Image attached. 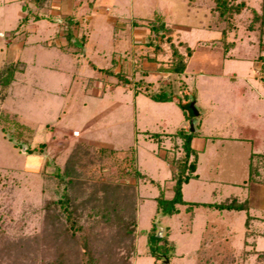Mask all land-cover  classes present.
Here are the masks:
<instances>
[{
  "label": "rangeland",
  "instance_id": "374dc122",
  "mask_svg": "<svg viewBox=\"0 0 264 264\" xmlns=\"http://www.w3.org/2000/svg\"><path fill=\"white\" fill-rule=\"evenodd\" d=\"M245 2L247 11L237 16V29L227 38L234 44L229 49L215 42L222 36L214 26V0H81L77 7L74 0H42L41 10L28 0H0V264H31L54 245L43 205L51 196L45 191L55 185L48 177L55 165L73 170V204L93 230L101 264L107 257L101 251L115 246L117 232L113 210L104 202L110 184H104L120 180L137 182L139 188L134 264H157L147 244L155 218L162 234L168 227L175 245L166 264H256L255 255L245 250H264V138L254 151L241 139L238 121L264 125V58L259 59L264 50L257 33L248 31V9L258 8L259 2ZM29 10L31 18L22 22ZM34 12L44 19H33ZM67 15L74 16L72 41L65 35ZM160 23L172 31L185 64L184 72L171 79L186 83L183 91H196L198 113L190 120L176 101L158 102L146 94L147 89L170 88L169 67L176 62L171 43L152 30ZM81 35L87 38L84 46ZM7 62L18 64L12 81L3 70ZM93 65L122 72L132 85ZM136 80L143 81L138 94ZM111 84H116L112 91ZM193 127L198 176L183 185L184 199L220 203L236 197L248 201L249 211L201 205L194 208L193 219L187 205H179L180 212L171 216L157 212V183L166 197L173 194L174 166L163 156L181 151L174 148L181 141L169 134ZM146 132L162 133V143ZM42 142L44 154L26 152L27 146ZM81 143L134 149L146 178L135 179L132 172L118 178L116 166L102 169L103 162ZM248 231L255 235L249 237ZM67 244L70 250L73 245Z\"/></svg>",
  "mask_w": 264,
  "mask_h": 264
},
{
  "label": "trees",
  "instance_id": "16d2710c",
  "mask_svg": "<svg viewBox=\"0 0 264 264\" xmlns=\"http://www.w3.org/2000/svg\"><path fill=\"white\" fill-rule=\"evenodd\" d=\"M42 0H28V3H33L37 9L41 10L45 7L42 5ZM75 7H77L81 0H74ZM28 5V4H27ZM26 5V8L28 7ZM89 6H92L91 2H88ZM248 8L245 0H214V6L211 9L214 19V26L220 27L221 39L215 41L217 44H224L225 48L229 49L234 46L233 42L227 40L229 33L237 29V16L240 15L245 9ZM251 12V20L248 25V31H254L257 33L259 45L264 50V0L260 2V8L254 7L249 8ZM32 10L22 18V22H27L31 18ZM36 21L44 19V16L39 12H34ZM66 22L65 34L69 41L73 38V26L74 16L67 15L64 18ZM163 24L153 25L152 30L155 34L161 38H165L166 42L171 43L172 56L176 62L169 67L172 72L169 75V89H161L160 91H150L146 89V94L151 99L158 102L176 101L181 107L185 118L190 120L197 113L198 109L195 105L197 102L196 91L188 93L183 91L187 88L186 83L178 85L176 78H172L173 74H181L184 72L185 64L182 54L179 49L172 42L170 37L172 31H166L163 28ZM211 26V28H214ZM167 35V36H166ZM83 41L84 46L87 42L86 36H79ZM181 45L183 42H180ZM223 45V46H224ZM188 52L191 53V49L188 48ZM264 55H260L259 59H263ZM264 61V60H263ZM264 66V63H263ZM94 68H97L93 65ZM99 71L108 75H114L119 78L123 84L131 83V80L122 74V72H114L111 68H97ZM3 70L9 74V81L14 78L15 72L18 70V64L16 62L4 63ZM264 82V77H262ZM1 82V81H0ZM135 87V94H138L143 88V81L136 80L133 82ZM178 90H182L184 95H180ZM181 91V92H182ZM238 121V120H237ZM241 139L245 143L253 144L254 149L258 150L261 141L264 138V125L253 127L251 124H245L242 121H238ZM149 138L155 142L161 144L163 141L162 133L146 132ZM198 135L193 129H179L173 134H169L175 141L179 139L181 142H175L174 148L179 151L176 154L168 152L163 156L164 160L174 166L171 172L172 191L171 197H166L164 189L159 183L154 180H150L152 183H157L160 187V194L155 197L157 203V212L161 215H173L180 212L179 205H187V211L191 212L190 218L193 219L194 208L198 206H205L215 208L219 210H246L249 211L250 205L248 201H238L236 197H230L220 203H199L191 202L188 203L183 197V185L188 183L192 178L198 176V150L193 147V139ZM16 147H20L19 144L14 143ZM81 146L87 147V153L90 156L98 157L100 167L104 170L110 169V167L116 166L114 173L120 178L130 172L134 173L135 179L146 178L145 174H142L138 169L137 156L134 149L127 151H119L110 147H96L91 144L81 143ZM21 144L20 148H24ZM46 143L42 142L33 147L27 146L26 152L29 154L38 153L44 154ZM92 154V155H91ZM256 154V153H253ZM124 166H127V170L124 171ZM251 166H253L251 164ZM252 170V169H251ZM54 182V186L49 188V191L45 193L50 194L49 198H45L43 205V211L46 219L50 222L53 231V242L50 243L52 247L46 248V253L42 251V256L38 260L32 261L31 264H101L102 257L98 254L94 248L95 241L93 239V230L87 227L81 220V214L77 205L73 204V199L70 193V185L74 182L73 170L70 168L62 169L61 166L55 165V170L49 172L48 175ZM252 177V172L250 173ZM110 184V187L106 185ZM264 185V182H263ZM104 186L111 190L108 193L107 200L104 201L113 210L114 222L116 225V243L115 246L104 247L101 252L106 251V264H134L135 253L137 252V238H138V202H139V188L137 182L132 183L131 181L123 180L117 182H105ZM119 195V196H118ZM120 197V198H118ZM264 212V211H263ZM104 215V214H101ZM251 216L246 219V226L249 228L251 223ZM159 226L156 218L153 221V226L147 235V244L149 247V253L154 257L157 264H166V260L172 258L175 245L169 241V229L165 226V232L160 237L158 236ZM163 228V227H161ZM253 232L248 231L247 234L250 236ZM71 242L73 247L68 250L67 244ZM248 244V242H246ZM103 248V247H102ZM247 253H253L256 257V264H264V250H245ZM228 257V256H227ZM227 257L222 259L223 262L227 261Z\"/></svg>",
  "mask_w": 264,
  "mask_h": 264
},
{
  "label": "crops",
  "instance_id": "0c3cea01",
  "mask_svg": "<svg viewBox=\"0 0 264 264\" xmlns=\"http://www.w3.org/2000/svg\"><path fill=\"white\" fill-rule=\"evenodd\" d=\"M258 2H259V3H258V4H259L258 8H257L256 6H252V7L256 8V9H259V8H260V2H261V0H258ZM245 10L247 11V9H245ZM245 10H244V11H245ZM248 10H249V12H250V9H248ZM244 11H243V12H244ZM243 12H242V13H243ZM242 13H241V14H242ZM203 24H204V23H203ZM203 26H205V25H203ZM73 28H74V27H73ZM208 28L212 29V28L209 27V26H208ZM212 30H216V29H212ZM181 42H182V41H181ZM183 43H184V42H183ZM96 67H97V68H101V67H98V66H96ZM122 84H123V83H122ZM123 85H126V86H127V85H132V84L128 83V84H123ZM115 87H116V84H115V85H114V84H111L110 87H109V89L112 91V90L115 89ZM258 150H259V149H258ZM258 150H254V151H258ZM263 213H264V212H263ZM253 235H255V234L252 233L250 236H253ZM256 235H257V234H256ZM250 236H249V237H250ZM256 250H257V249H256ZM259 251H260V250H259Z\"/></svg>",
  "mask_w": 264,
  "mask_h": 264
},
{
  "label": "water",
  "instance_id": "95a60500",
  "mask_svg": "<svg viewBox=\"0 0 264 264\" xmlns=\"http://www.w3.org/2000/svg\"><path fill=\"white\" fill-rule=\"evenodd\" d=\"M193 130H194V127H193ZM162 228L161 229H159V232H158V236L160 237L161 235H162ZM166 262H168V260H166Z\"/></svg>",
  "mask_w": 264,
  "mask_h": 264
},
{
  "label": "built area",
  "instance_id": "2783aa9c",
  "mask_svg": "<svg viewBox=\"0 0 264 264\" xmlns=\"http://www.w3.org/2000/svg\"><path fill=\"white\" fill-rule=\"evenodd\" d=\"M73 135L74 136H78L79 135V131L78 130L74 131Z\"/></svg>",
  "mask_w": 264,
  "mask_h": 264
}]
</instances>
